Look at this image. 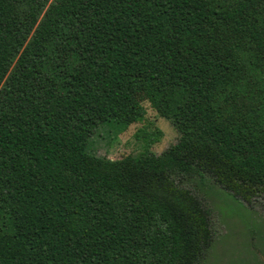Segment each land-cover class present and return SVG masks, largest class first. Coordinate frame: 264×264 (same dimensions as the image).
Returning a JSON list of instances; mask_svg holds the SVG:
<instances>
[{"label":"trees","instance_id":"obj_1","mask_svg":"<svg viewBox=\"0 0 264 264\" xmlns=\"http://www.w3.org/2000/svg\"><path fill=\"white\" fill-rule=\"evenodd\" d=\"M143 98L177 141L91 153ZM202 172L264 195V0H0V264H199Z\"/></svg>","mask_w":264,"mask_h":264},{"label":"rangeland","instance_id":"obj_2","mask_svg":"<svg viewBox=\"0 0 264 264\" xmlns=\"http://www.w3.org/2000/svg\"><path fill=\"white\" fill-rule=\"evenodd\" d=\"M143 117L124 128L119 123H106L95 129L88 150L111 159L146 150L136 134L153 133L157 137L148 149L161 153L179 137L166 118L160 117L150 100L141 101ZM158 131H161L159 133ZM173 176V175H172ZM177 183L190 189L209 209L211 241L199 264H264V195L247 203L223 188L208 173L180 174Z\"/></svg>","mask_w":264,"mask_h":264}]
</instances>
